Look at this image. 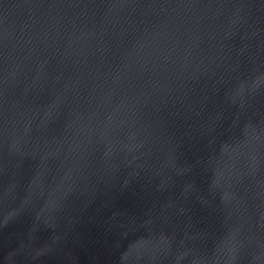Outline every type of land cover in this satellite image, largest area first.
<instances>
[{
    "label": "water",
    "instance_id": "95a60500",
    "mask_svg": "<svg viewBox=\"0 0 264 264\" xmlns=\"http://www.w3.org/2000/svg\"><path fill=\"white\" fill-rule=\"evenodd\" d=\"M0 264H264V0H0Z\"/></svg>",
    "mask_w": 264,
    "mask_h": 264
}]
</instances>
